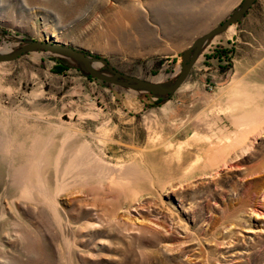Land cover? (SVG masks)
<instances>
[{"label":"rangeland","instance_id":"374dc122","mask_svg":"<svg viewBox=\"0 0 264 264\" xmlns=\"http://www.w3.org/2000/svg\"><path fill=\"white\" fill-rule=\"evenodd\" d=\"M246 2L0 0V53L54 40L169 87ZM263 116L264 0L169 96L41 49L0 62V264H264Z\"/></svg>","mask_w":264,"mask_h":264},{"label":"water","instance_id":"95a60500","mask_svg":"<svg viewBox=\"0 0 264 264\" xmlns=\"http://www.w3.org/2000/svg\"><path fill=\"white\" fill-rule=\"evenodd\" d=\"M256 1L257 0H247V2L236 13L232 14L223 23L219 24L217 27L212 29L206 35L198 38L194 42V44L184 52L183 68L181 70V73L176 83L169 87H162L161 85L154 83V82H150V81L143 80L137 77L125 75L113 69L110 66V63L106 59L100 57L96 59L99 61L105 62L114 71V75L112 77L102 74L93 69L91 65V62H93L91 54L84 52L82 50H79L77 48H74L72 46L59 43L54 40H45V41L36 40V41H32L31 43L23 45L18 51H16L13 54H1L0 53V62L15 60L23 56L25 53L30 52L31 50L41 49V50H45V51H49L53 53L63 54V55H66V56H69L76 60L81 61L85 65L89 74L98 80L108 82L111 84L125 86V87L146 89L149 92L156 94L158 96H165V95L169 96V95L174 94L186 81L190 73L191 67L193 65V62L196 60L198 56L197 50L199 46L203 42L207 41L208 39L221 34L222 32L226 30V28L232 26L233 24L240 22L243 19V17L246 15V13L252 8V6L255 4Z\"/></svg>","mask_w":264,"mask_h":264},{"label":"bare ground","instance_id":"6f19581e","mask_svg":"<svg viewBox=\"0 0 264 264\" xmlns=\"http://www.w3.org/2000/svg\"><path fill=\"white\" fill-rule=\"evenodd\" d=\"M219 35H216L210 39H208L207 41L203 42L197 52L198 55L202 54L206 48L210 47L218 38ZM10 51L6 50L4 51L5 54L9 53ZM100 66V63H94L93 67L95 69H98V67ZM93 68V69H94ZM94 69V70H95ZM161 78H158L156 80V83L161 85L162 87H164L163 84H160ZM262 122L264 121V116L262 118ZM156 154L162 158V160L171 167L170 172L175 173V174H182L184 177H188L195 168L199 167L198 164V160L195 161V163L190 164L188 161V155L189 153H186L185 151L182 150V148H177L176 150H174L172 147L169 148H158L156 150ZM162 162V163H164ZM228 160L225 162L227 163Z\"/></svg>","mask_w":264,"mask_h":264},{"label":"trees","instance_id":"16d2710c","mask_svg":"<svg viewBox=\"0 0 264 264\" xmlns=\"http://www.w3.org/2000/svg\"><path fill=\"white\" fill-rule=\"evenodd\" d=\"M95 58H100L99 56H94ZM55 70H57L56 72H58V73H62L64 70H66V69H64L63 67H56V69Z\"/></svg>","mask_w":264,"mask_h":264}]
</instances>
